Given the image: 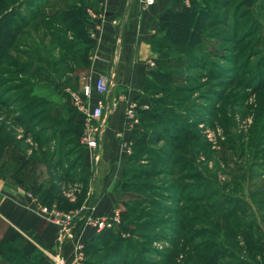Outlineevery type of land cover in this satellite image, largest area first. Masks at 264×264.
Returning <instances> with one entry per match:
<instances>
[{
  "label": "rangeland",
  "instance_id": "374dc122",
  "mask_svg": "<svg viewBox=\"0 0 264 264\" xmlns=\"http://www.w3.org/2000/svg\"><path fill=\"white\" fill-rule=\"evenodd\" d=\"M92 1L0 0V157L9 166L19 158L31 170L30 148L44 160L54 151L60 176L91 182L84 128L59 130L71 120L61 101L86 64L82 13ZM72 4L78 24L64 20ZM185 5L205 11L206 24L193 45L155 46L152 67L170 81L147 79L150 115L112 212L120 223L93 241V264H200L215 252L217 264H264V0Z\"/></svg>",
  "mask_w": 264,
  "mask_h": 264
},
{
  "label": "crops",
  "instance_id": "0c3cea01",
  "mask_svg": "<svg viewBox=\"0 0 264 264\" xmlns=\"http://www.w3.org/2000/svg\"><path fill=\"white\" fill-rule=\"evenodd\" d=\"M186 3L93 0L88 4L87 61L82 70H77L78 84L68 88L61 103L71 121L84 128L85 114L67 110L73 107L71 94L80 93L87 81L93 85L99 75L110 78L109 92L102 96L110 110L105 117L92 121L99 131L97 147L82 142L79 145L83 151L81 163L92 180L89 183L84 176H60L56 166L49 169L44 161H32L28 156L31 170L25 161L19 163V158L9 166L0 157V264H54L51 255L56 252L66 264H87L86 247L97 234L89 218L108 216L119 207V176L136 142L134 131L139 125L141 105L145 104L144 83L153 69L150 63L156 58L151 38L159 16L167 8L178 10ZM91 13L96 16L91 17ZM98 98L92 88L85 100L88 110ZM133 101L138 105L137 121L129 125L126 110ZM53 210L76 212L71 234L62 240Z\"/></svg>",
  "mask_w": 264,
  "mask_h": 264
},
{
  "label": "trees",
  "instance_id": "16d2710c",
  "mask_svg": "<svg viewBox=\"0 0 264 264\" xmlns=\"http://www.w3.org/2000/svg\"><path fill=\"white\" fill-rule=\"evenodd\" d=\"M205 13L206 12L201 9L190 8L189 6H186V5L178 10L167 8L164 12L160 14L159 19H158L157 30L151 38V47L153 51H155V46L161 47L163 45L162 43H168L169 45L175 46V47L193 45V43H195L201 35V31H200L201 28L204 26V24H206L207 19H206ZM82 14H85V13L83 12ZM82 14H81V8H79L77 4L75 5L72 4L71 7L67 8L66 12L64 13V20L69 21V23L71 22V23L78 24L79 20L76 17ZM86 61H87V57L84 58V62ZM155 63H158L157 57L155 58ZM149 75L155 77V79H158L163 84L170 81L167 74H163V70L152 69ZM147 79L148 78L145 79L144 88H145ZM146 109L147 108L140 109L139 111L140 121L142 120V116L150 115V112H148ZM80 125L81 124L73 123L70 120L65 126H63L62 129L59 130V134H63V132L65 133L67 131H74L77 134L79 128L81 127ZM137 129L138 128H136V130L134 131V137L136 139V142L133 145V148H136L138 146V142L140 140L139 138L140 135L137 134ZM71 139H72L71 137H68L65 142L67 144H71V141H72ZM36 141H40V140L36 139ZM37 153H38L37 151H32V153L28 156V158L32 161H38V159H40V161L42 160L46 161L45 163H47V167L49 169L50 167L56 166V168H59L60 171L64 170L63 166H60V157L56 156V153L54 151L53 152L51 151L50 155L48 156V158H45V160L43 157L45 156L44 151L43 153H41L40 151L41 153L40 158L36 157L38 156ZM57 165L59 167H57ZM126 172H128L127 166L123 168L122 173H126ZM62 176H67V173L66 174L63 173ZM69 177H75V176H69ZM127 210L128 211L131 210L130 206L127 208ZM113 231H114L113 229H105L101 232H97V234L88 241V244L86 247L87 253L89 254L87 264H93L94 261H92L90 257L94 254H97L100 251L98 250L99 248L94 246L93 241H95V243L101 242L102 239L106 236H115ZM101 244H103V241L101 242ZM116 247L117 246H114L113 249ZM113 255L111 256L112 258L110 260H114L118 258L117 254L115 255L113 253ZM207 257L209 260L207 259L205 262H200V264H217L216 252L213 255H209V256L207 255ZM102 259L103 258H101L100 260ZM185 261H188V259H186Z\"/></svg>",
  "mask_w": 264,
  "mask_h": 264
},
{
  "label": "built area",
  "instance_id": "2783aa9c",
  "mask_svg": "<svg viewBox=\"0 0 264 264\" xmlns=\"http://www.w3.org/2000/svg\"><path fill=\"white\" fill-rule=\"evenodd\" d=\"M143 4H152L154 0H140ZM91 17H95V13L90 14ZM154 65L153 62L150 63ZM92 88L99 95L94 106L88 110L85 100L90 96ZM110 89V78L105 75H99L95 78L93 85L87 81L80 93H72L71 101L73 105L85 114L84 132L81 137V142L88 147H97V135L99 131L92 124L93 120H100L105 117L109 112L110 107L105 103L102 96L106 95ZM138 105L136 102H130L126 110L127 123L133 125L137 121L136 110ZM141 108H147L146 104H142ZM54 220L60 227L61 240L71 234L76 212L75 211H60L53 210ZM89 222L95 228L97 232H101L105 229H114L120 223L119 213L115 211L109 216H103L99 218H89ZM54 264H66L64 259L58 252L51 255Z\"/></svg>",
  "mask_w": 264,
  "mask_h": 264
}]
</instances>
